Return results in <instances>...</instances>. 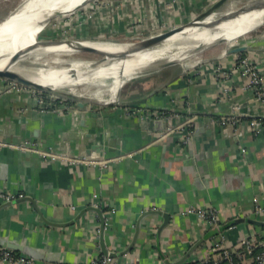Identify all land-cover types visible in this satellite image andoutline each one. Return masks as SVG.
<instances>
[{"label": "crops", "instance_id": "crops-1", "mask_svg": "<svg viewBox=\"0 0 264 264\" xmlns=\"http://www.w3.org/2000/svg\"><path fill=\"white\" fill-rule=\"evenodd\" d=\"M217 1L123 0L114 31L160 32ZM239 55L257 67L264 89L262 28L194 69H156L141 77L138 95L103 106L75 101L60 114L43 111L30 89L0 91V191L11 195L0 196L2 246L34 264H88L104 255L102 244L121 262L186 264L216 257V243L264 239V226L247 220L264 221L256 211L264 205V130L249 124L264 105ZM149 111L164 113L166 126L145 121ZM229 114L241 121H218ZM90 206L102 209L103 230ZM190 207L216 208L218 223Z\"/></svg>", "mask_w": 264, "mask_h": 264}, {"label": "bare ground", "instance_id": "bare-ground-1", "mask_svg": "<svg viewBox=\"0 0 264 264\" xmlns=\"http://www.w3.org/2000/svg\"><path fill=\"white\" fill-rule=\"evenodd\" d=\"M73 1L22 0L13 11L1 19L0 70L10 69L32 81L52 87L54 90L70 85L73 94H77L73 88L74 85L83 82H95L100 68L109 64L110 77L114 78L109 91L112 97H115L123 83L132 76L131 68H136L149 61L150 65L153 61H156L150 66L157 69L164 67L169 62L176 63V61L187 59L194 55L200 47L226 38H236L253 29L264 19V8H260L264 6V0H261V3L259 0L256 2L251 0L245 3V7H252L248 9L251 11L241 13L239 17L222 21L214 27H207L205 24H210L217 17L218 14L214 13L204 20L203 25L187 26L183 31L168 37L156 48L141 49L126 57H108L96 66L87 60H73L67 66H62L65 61L59 57L50 60L49 62L54 63V65L50 66L47 65L49 64L48 62L43 63L45 66H37L35 68L33 65H25L24 60L27 57L34 56L40 59L47 53L74 52L79 50L76 48L79 45L93 47L99 51L114 54L129 51L134 47L132 43H109L88 40L91 42L84 44L79 42L76 45L75 42L69 43L68 41L46 43L45 40L39 39L40 32L46 28L52 15L54 13L59 14L63 6H67ZM253 5L255 6L253 7ZM234 7H236L235 2L229 4L222 13L229 14L236 10ZM256 18H259V20L254 22ZM244 22H251V24H244ZM97 94H101V91H98ZM98 98L102 100V96H98Z\"/></svg>", "mask_w": 264, "mask_h": 264}, {"label": "rangeland", "instance_id": "rangeland-1", "mask_svg": "<svg viewBox=\"0 0 264 264\" xmlns=\"http://www.w3.org/2000/svg\"><path fill=\"white\" fill-rule=\"evenodd\" d=\"M21 1L22 0H0V20L8 15V13L13 11L21 3ZM121 1L123 0H74L67 6H63L60 9L61 12H59V14L54 13L52 15V18L48 22L46 28L40 32L39 39L70 41L75 42V44H79V42H82L83 44L91 42L88 40L99 42L103 41L109 43H135L139 40L148 38L158 33L157 31H153L154 29L143 31L136 29L134 27L135 25H131L129 26L130 29L127 30L128 33L118 35V32H115L117 31V27L113 24V20L115 18V11L117 10V8H119ZM248 1L251 0H229L227 6L235 2L236 7L234 8L237 9L239 8V6H244ZM254 1L256 2L257 0ZM227 6L225 7V9H227ZM93 18L100 20V24L93 26ZM262 28H264V19L261 20L260 23L253 29L247 31L246 33H243L242 35H239L236 38H226L213 44L200 47V49H198L194 55L189 57L190 59L187 58L184 60L176 61V66L178 65L180 68H184V70H190L194 69L195 65L198 66L206 62L208 63L211 58L217 56L222 52H226L229 48L237 44V41L241 38H244L254 31ZM158 46H155L153 48H156ZM56 57H59L65 61L62 66H67L73 60H87L89 62H93L92 65L96 66L101 63L100 59L102 55L79 50L74 52H52L45 54L44 56L40 57V59H37L34 56L27 57L24 60V64L29 66L33 65V67L35 68L37 66H45L43 63L48 62L49 64L47 65L50 66L54 65V63L49 61L53 60ZM149 63L150 61L145 64H141L136 68H131L130 72L132 73V76H130V78H128L123 83L115 97H112L109 91L114 80L113 77H110V72L108 69L109 64L103 68H100V72L97 75L98 78L95 79V82H83L74 85L73 88L75 89L77 94H73L70 85L68 87L64 86L59 90L44 91L8 78H0V86H3L2 89L4 90L20 91L23 88L30 89L33 93L40 91L45 100H48V98L50 97L53 98L59 96L61 99L72 98L77 103L79 101H82L86 106L91 104L103 106L112 102H116L118 99L122 98L124 94L127 95L135 93L138 95L141 87L145 86L142 85L144 79H142L141 77L146 74L153 73L154 70H156L155 67L150 66L152 63L150 65ZM98 91H101V94H97ZM44 92H46V94H44ZM98 96H102V100L99 99Z\"/></svg>", "mask_w": 264, "mask_h": 264}, {"label": "built area", "instance_id": "built-area-1", "mask_svg": "<svg viewBox=\"0 0 264 264\" xmlns=\"http://www.w3.org/2000/svg\"><path fill=\"white\" fill-rule=\"evenodd\" d=\"M239 64L244 68L243 73L249 76V85L254 88L255 93L264 105V89L262 88L261 76L258 69L253 65L248 57L242 55L238 56ZM20 89V88H17ZM37 98V102L43 111H51L63 114L65 112H72L75 109V105L72 103L57 101L58 97H50L45 100L43 95L39 92H34ZM42 96V97H41ZM64 101V100H63ZM147 114L146 111H144ZM148 115H153L156 118L165 117L164 113L160 111H149ZM221 124L228 125L241 121L240 117L235 114L223 115L219 118ZM188 122V121H187ZM250 126L256 133H260L264 130V107L263 112L258 117H254L249 121ZM27 145V144H26ZM0 196L5 199H10L11 195L7 192L0 191ZM258 213H264V205H259L256 210ZM189 213H197L198 216L207 221L209 226L216 225L219 219V213L216 208H204V207H190ZM261 247L260 249H256ZM213 251H218L219 254L213 257V254H207L200 257L192 264H264V239L253 236L243 237L237 244V248H231L222 243H216L212 247ZM0 261H6L9 264H34V259L25 255L18 254L12 249L6 246L0 245ZM88 264H137L134 261L121 262L115 256L110 254H104L100 257L94 258Z\"/></svg>", "mask_w": 264, "mask_h": 264}, {"label": "water", "instance_id": "water-1", "mask_svg": "<svg viewBox=\"0 0 264 264\" xmlns=\"http://www.w3.org/2000/svg\"><path fill=\"white\" fill-rule=\"evenodd\" d=\"M228 1L229 0H219L214 5H212L211 7L206 9L205 11L199 13L198 15H196L191 20H189V21H187L185 23H181L179 25H176V26H173L171 28L165 29L163 31H160V32L148 37V38H145V39L139 40V41H137L135 43H132V44H134V47H132L129 51H125V52H120V53L114 54V53H106V52H103V51H99L98 49L93 48V47H89V46H84L83 47V46L79 45L76 48H78L79 51H87V52H92V53H97V54L102 55V57L100 59V62L104 61L106 58H108L110 56L111 57H126L127 55H129V54H131V53H133L135 51H138V50H141V49H143V50L151 49V48H153L155 46H158V45L162 44L168 37H170L171 35H173V34H175L177 32L183 31L187 26L203 25L204 20L207 17H209L210 15L214 14V13H217L218 15L215 18V20L212 21L210 24L209 23L205 24L207 27L217 26L222 21L234 19L236 17H239V15L241 13H245V12L251 11V10H248L249 7L252 8L251 6L245 7V5H244L242 7L237 8L236 10L232 11L229 14L219 13V12H223L225 7L229 3ZM259 1L261 3V0H259ZM259 1H258V3H259ZM254 6L255 5H253V7ZM260 8H264V6H261ZM258 20H259V18H256L254 22H256ZM251 22L250 23L244 22V24H251ZM45 41H46V43L58 42V41H53V40H45ZM68 42L70 43V41H68ZM76 45H78V44H76ZM243 49H244V47L239 46V47L234 48L233 50H243ZM91 63H93V62H91ZM170 64H172V63H168L164 67H166V66H168ZM0 78H8V79L16 80V81L21 82L22 84L28 85V86L36 88V89L44 90V91L54 90L52 87H48V86H45L43 84L37 83L35 81H32V80L24 77L23 75H21V74H19L17 72L11 71L10 69L0 70ZM2 88L3 87L0 88V91L3 90ZM78 105H79V107H83L84 103L82 101H79ZM145 118H146L145 121H148L150 124L156 123V124H158V126L160 125V127H162V128L164 126H166V124H167L165 119H163V120L162 119H156L154 116H147ZM26 199H30L36 205L35 201L33 199H31L30 197H26ZM9 202L11 203L12 201L10 200ZM89 209H94L100 214L101 219H102V226L101 227H102V230H103L104 227H105V218L103 216L102 209L97 207V206H90ZM165 216H166L165 220L168 221L169 220V216L167 214ZM242 219L245 220L244 218H242ZM247 220L252 222V223L260 224V225L264 226V221H261L259 219L248 218ZM235 221H239V219H235V220H233L231 222H235ZM229 224H231V223H229ZM0 245H3V244L0 243ZM8 246L15 247L14 243H12V242H9ZM102 246H103L102 250H103L104 254H110V255L116 257V255H117L116 252H110L106 248V246L104 244H102ZM185 259H186V257H184L183 259H180L178 261H175V262L167 261V264H181V263L185 262Z\"/></svg>", "mask_w": 264, "mask_h": 264}, {"label": "trees", "instance_id": "trees-1", "mask_svg": "<svg viewBox=\"0 0 264 264\" xmlns=\"http://www.w3.org/2000/svg\"><path fill=\"white\" fill-rule=\"evenodd\" d=\"M44 94H46V92H44ZM59 99H61V98H57V100H59ZM66 101L69 102V103H74L75 102V100L72 99V98H68V99H66ZM260 248L261 247H257L256 249H260ZM186 264H192V263H186ZM211 264H212V262H211Z\"/></svg>", "mask_w": 264, "mask_h": 264}]
</instances>
